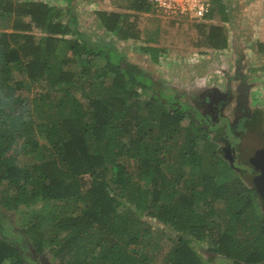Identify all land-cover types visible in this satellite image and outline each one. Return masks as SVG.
Here are the masks:
<instances>
[{"label": "trees", "instance_id": "obj_1", "mask_svg": "<svg viewBox=\"0 0 264 264\" xmlns=\"http://www.w3.org/2000/svg\"><path fill=\"white\" fill-rule=\"evenodd\" d=\"M74 4L0 0V264L264 262L262 198L217 122L118 48L140 38L136 13L95 10L110 37L92 38ZM195 25L197 46H226L222 24Z\"/></svg>", "mask_w": 264, "mask_h": 264}, {"label": "rangeland", "instance_id": "obj_2", "mask_svg": "<svg viewBox=\"0 0 264 264\" xmlns=\"http://www.w3.org/2000/svg\"><path fill=\"white\" fill-rule=\"evenodd\" d=\"M45 1L57 6L65 5V0ZM238 1L242 2V8L233 22L221 21L219 13L215 10L203 20L165 17L153 7L149 11H135L129 7L131 0H75L74 8L82 30L93 34L92 38L110 37L99 26L95 10L136 13L140 38L118 39L116 41L118 48L151 73L160 76L166 84L181 92L184 100L201 107L206 113L213 112L209 107L213 95L226 97L230 95L231 99L223 105V115L216 120L218 131L213 130L210 134L215 138L221 154L231 162L237 163L240 157L246 158L245 155L252 154L255 158L256 151L264 153V52L259 53L257 45L258 41L264 42V0ZM222 2L225 5L232 2L235 4V0ZM198 21L222 24L227 36L226 46L224 48L197 46L194 41L197 38L195 23ZM148 36H155V40L146 42ZM144 44L162 48L157 63L148 57V53L141 50ZM240 78H244L243 81ZM242 85L248 88L246 104L256 113L258 120L250 130L244 133L237 131L233 136L236 138L234 147L237 156L231 160L230 152L227 154V150L225 151L227 144L221 137L223 136L221 130L226 117L229 119L233 117L237 106L235 95L237 96ZM246 168L242 172L244 175L250 172V168ZM18 215L9 217L15 228H19ZM30 250L34 251L32 246ZM39 255L42 256V264H56L51 254ZM209 264H231V261L220 258Z\"/></svg>", "mask_w": 264, "mask_h": 264}, {"label": "flooded vegetation", "instance_id": "obj_3", "mask_svg": "<svg viewBox=\"0 0 264 264\" xmlns=\"http://www.w3.org/2000/svg\"><path fill=\"white\" fill-rule=\"evenodd\" d=\"M243 79L240 78L241 81H243ZM247 89L248 88L243 85L239 87V92L237 96L235 95V97H237L236 98L237 106L234 109L233 117L231 119L226 117L225 119L226 122L223 124L222 130H221L223 134V136L221 137L224 141H226V144H227V148L225 147V151L227 150L226 151L227 154L228 152H230L231 155L229 156H231V160L237 156L235 152L236 143H234L236 138H234L233 136L237 134L236 133L237 131H239V133H244L247 130H250L255 124V122L258 120L256 113L252 112L246 104V100H247L246 90ZM230 99H231L230 95H227V97L226 95H220V96L213 95L210 99L211 104L209 106L213 112L209 111L208 113H206L201 107H198V108L201 110L203 114L205 115L209 114L210 118H212L214 122L218 120L221 115H223V107H224L223 105L227 103ZM215 116H217V118H215ZM245 157L246 158L240 157L238 159L237 163H235L237 166L236 168L242 173L245 169H247L246 167H249L250 172L248 173L249 176L248 174H246V179L250 180L253 183V185L257 187L256 180L259 177L264 178V153L262 151H256L255 158H253L252 154L249 156L245 155ZM41 257H42L41 255L38 256V259L40 262L39 264H42Z\"/></svg>", "mask_w": 264, "mask_h": 264}, {"label": "built area", "instance_id": "obj_4", "mask_svg": "<svg viewBox=\"0 0 264 264\" xmlns=\"http://www.w3.org/2000/svg\"><path fill=\"white\" fill-rule=\"evenodd\" d=\"M165 17L206 19L212 14V0H146Z\"/></svg>", "mask_w": 264, "mask_h": 264}, {"label": "water", "instance_id": "obj_5", "mask_svg": "<svg viewBox=\"0 0 264 264\" xmlns=\"http://www.w3.org/2000/svg\"><path fill=\"white\" fill-rule=\"evenodd\" d=\"M256 188L263 200L262 202V205H263V208H264V178L263 177H259L257 180H256ZM259 264H264V262L262 263H259Z\"/></svg>", "mask_w": 264, "mask_h": 264}, {"label": "crops", "instance_id": "obj_6", "mask_svg": "<svg viewBox=\"0 0 264 264\" xmlns=\"http://www.w3.org/2000/svg\"><path fill=\"white\" fill-rule=\"evenodd\" d=\"M241 1H238V0H235V4L232 2L230 4H228L230 6V8H233L235 9L237 7V10H236V17L237 15L239 16V13H240V10L242 8V5H241Z\"/></svg>", "mask_w": 264, "mask_h": 264}]
</instances>
